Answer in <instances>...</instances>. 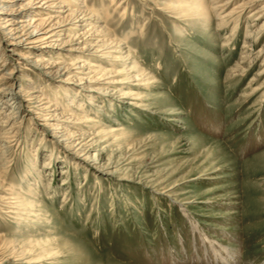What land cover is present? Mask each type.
Returning <instances> with one entry per match:
<instances>
[{
  "label": "rangeland",
  "instance_id": "374dc122",
  "mask_svg": "<svg viewBox=\"0 0 264 264\" xmlns=\"http://www.w3.org/2000/svg\"><path fill=\"white\" fill-rule=\"evenodd\" d=\"M25 1L8 8L18 11ZM93 2L109 14L106 23L113 35L161 83L153 92L162 93L167 102L142 111L99 98L92 99L93 105L78 95L73 105L96 107L98 115L91 113L92 119L98 117L108 126L114 121L118 126L113 127L123 131L108 148L97 151L96 159L88 156V162L75 167L76 158L56 144L50 130L39 126L43 116L32 114L34 101L25 97L30 113H22L1 136L9 146L3 151L9 173L4 180L19 184L28 171L34 198L52 215L53 225L27 226L32 234L20 236L26 244L22 250L55 233L65 240V254L40 264H224L231 254L230 264H264V55L249 64L264 47V29L246 38L248 29L256 31L264 24V0H234L216 14L226 16L249 3L241 16L217 29L220 17L212 13L209 26L201 31L174 20L161 0ZM35 3L24 11L26 24L46 13ZM119 5L125 7L123 15ZM56 22L64 23L54 19L50 25ZM2 38L4 47L8 40ZM7 54L12 59L0 56V88L28 93L45 82L25 60ZM245 55H250L241 63L245 71L234 73ZM76 60L72 55L64 58L69 65ZM95 62L103 71L112 66ZM74 76L70 82L85 77ZM44 82L46 92L58 101L65 88H75ZM254 87L259 90L252 94ZM1 99L0 111L5 106ZM4 109L8 114L12 108ZM113 150L120 151L121 158L111 159ZM47 159L51 165L43 169L44 180L38 183L29 165L35 162L38 169ZM98 167L113 174L99 173ZM15 227L0 215V237L8 240ZM42 242L35 245L39 252ZM10 252L2 247L0 264H13Z\"/></svg>",
  "mask_w": 264,
  "mask_h": 264
},
{
  "label": "bare ground",
  "instance_id": "6f19581e",
  "mask_svg": "<svg viewBox=\"0 0 264 264\" xmlns=\"http://www.w3.org/2000/svg\"><path fill=\"white\" fill-rule=\"evenodd\" d=\"M20 1L0 0V4L7 5V7L0 6V38L2 36L4 42L8 40L6 46H0L1 58H4L5 61V57L10 58L7 53L15 54L17 57L25 60L27 64L37 69L45 77V82L48 81L50 84L60 82L75 86V88H65L66 90L62 91L63 96H60L61 101H58V98L54 94L46 92V89L49 90V88H44V81L40 85H36L28 93L20 91V94H14L12 92L13 89L10 87L0 88V98H5L4 100L1 99V102L5 106L0 111V116H2L0 118V139H2L0 141V215L8 217L16 226V231L13 232L11 238L6 240L0 237V251L3 246H8L11 250L10 257L13 264H40L45 262V260L59 259L65 254V240L54 233L53 235H49L48 238L44 236L38 241L39 243L44 241L42 242L43 248L39 249L42 250L41 252L35 248V245L36 247L37 245L40 246L39 243L22 250V246L24 247L26 244H23L20 236H30L32 234L27 226L39 227L40 224H44L50 228V225H53V217L48 210L43 208L40 203L41 201H37L34 198L36 194L35 190L27 182V177L30 175L28 171L25 170V173L22 174L21 180L23 183L20 181L21 183L15 184L11 180H4L9 173L6 170L7 164L3 160V151L9 146L4 141L5 137L1 138L2 134L6 135L5 133H8L15 122L17 123L16 119L21 118L22 113L26 112L28 114L30 111L34 115H36L34 112L41 113L38 115L39 117L43 116V119L36 118L42 122L39 126L50 130L52 133L50 137L67 154L76 158L74 165L75 167H80V163L88 162V156L96 159L98 157L97 151L100 152L108 148L113 138L121 134L123 129L120 127L115 129L113 126H118V123L114 121L112 122V126H108L98 117L92 119L91 113L98 115V112L94 110L96 107L88 109L80 105H73L71 101H77L78 95L82 98L84 97L90 103L93 102V98L105 99L106 102L114 100L142 111L155 107L161 101L167 102V98H164L162 93L153 92L155 87L159 88L161 86V83L155 80L153 73L146 71L132 57L128 46L113 35L114 32L112 33L106 23L109 14L103 9V6L97 9L93 2L95 0L90 2L87 0H26V4L21 5L18 11H14L12 7L8 8V6L15 5ZM221 1H224L222 5H220ZM233 1L161 0L160 3L171 13V17L174 20L187 27L201 31L202 29L206 30L205 27L209 26L212 13L220 17L217 25L218 29L219 26L232 17L238 18L241 16L239 12L249 5V3L243 4L229 11L226 16H223V13L216 14L221 9L228 7ZM34 3L38 6L40 5L38 9H47L46 13L42 14L41 12L40 15L43 18H33L26 24V20H24L26 12L24 11ZM112 3L113 1H111ZM118 8L122 9L119 14L123 15L125 7L119 5ZM54 13H57L58 17L53 18L51 14ZM252 15H255V13ZM54 19L62 20L64 23L59 24L56 22L50 25ZM262 29H264V24L256 31L248 29L246 38L252 39L254 36L257 37L260 33L259 31ZM68 31L73 33V35L63 33ZM41 44L43 45L40 47L39 45ZM7 46H10V48ZM248 46L245 44L244 47ZM18 49H23L25 52L19 55V53H15V50ZM71 55L75 56L77 60L70 65L66 64L64 58H68ZM263 55L264 47L257 52L249 64H253L258 57ZM83 57H86L87 60L82 63L81 59ZM249 57L250 55H245L240 59L235 65L236 69L233 70L234 73L236 70L242 73L245 71V68L241 67V63ZM97 60L106 63L112 62V66L103 71L99 69L97 62H95ZM76 73L85 75V77L76 83L74 81L70 82L75 77L74 75H77ZM235 75L238 77V73ZM252 81H255V79ZM56 87L59 88L60 86ZM140 89L146 90L143 93H139ZM257 90H259V87H254L253 91H251L252 94ZM9 96L11 99L8 98ZM26 96L34 101L32 109H29L30 111L24 105ZM95 105L99 107V105ZM4 108H12L16 111L12 113L11 109L10 113L5 114ZM161 112L176 114L175 110L169 112L161 110ZM11 113L18 115V117L11 116ZM76 114L80 115L75 118ZM67 128L75 129V131ZM91 151H94V153H91ZM119 153L120 151L113 150L109 157L117 160V158H121L122 156ZM49 160H45L42 167L38 169L34 165L35 162L29 165L30 170L35 172V180L38 183H42V180H44L43 169H47L51 165ZM69 162L71 161L67 163ZM96 171L107 176L113 174L112 171L101 170L100 167ZM61 174H66V170L62 171ZM66 183L63 180L62 184L67 185ZM46 231L50 230L46 229ZM30 241L32 240L28 242ZM45 244L47 245L45 246ZM233 256L231 254L229 261H225L224 264L232 263ZM5 263L3 261L1 264Z\"/></svg>",
  "mask_w": 264,
  "mask_h": 264
}]
</instances>
